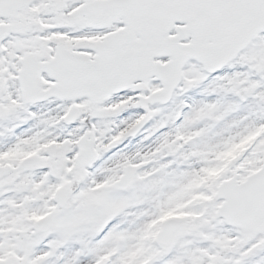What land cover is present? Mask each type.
Returning a JSON list of instances; mask_svg holds the SVG:
<instances>
[{"label": "snow or ice", "instance_id": "6c2138e0", "mask_svg": "<svg viewBox=\"0 0 264 264\" xmlns=\"http://www.w3.org/2000/svg\"><path fill=\"white\" fill-rule=\"evenodd\" d=\"M0 264H264V0H0Z\"/></svg>", "mask_w": 264, "mask_h": 264}, {"label": "rangeland", "instance_id": "374dc122", "mask_svg": "<svg viewBox=\"0 0 264 264\" xmlns=\"http://www.w3.org/2000/svg\"><path fill=\"white\" fill-rule=\"evenodd\" d=\"M234 155V153L233 154H230L228 157H226V158H228V159H230V158H232V156Z\"/></svg>", "mask_w": 264, "mask_h": 264}]
</instances>
